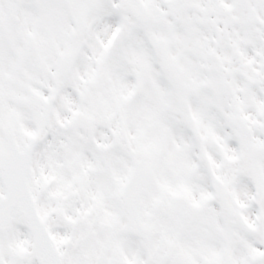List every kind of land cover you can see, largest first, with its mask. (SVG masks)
<instances>
[{"label":"snow or ice","instance_id":"6c2138e0","mask_svg":"<svg viewBox=\"0 0 264 264\" xmlns=\"http://www.w3.org/2000/svg\"><path fill=\"white\" fill-rule=\"evenodd\" d=\"M0 264H264V0H0Z\"/></svg>","mask_w":264,"mask_h":264}]
</instances>
